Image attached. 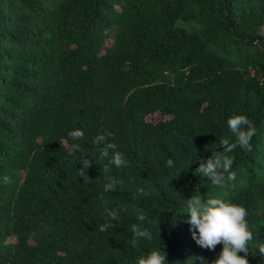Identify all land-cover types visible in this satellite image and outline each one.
<instances>
[{"label": "trees", "instance_id": "16d2710c", "mask_svg": "<svg viewBox=\"0 0 264 264\" xmlns=\"http://www.w3.org/2000/svg\"><path fill=\"white\" fill-rule=\"evenodd\" d=\"M234 114L256 133L215 187L196 169L234 141ZM194 192L247 209L248 264H264V0H0V264H135L161 245L168 264H212L222 245L200 248L182 212Z\"/></svg>", "mask_w": 264, "mask_h": 264}, {"label": "clouds", "instance_id": "9594fccd", "mask_svg": "<svg viewBox=\"0 0 264 264\" xmlns=\"http://www.w3.org/2000/svg\"><path fill=\"white\" fill-rule=\"evenodd\" d=\"M226 126L231 133L234 141L222 140L221 152L213 151L212 155L206 160L199 161L196 171L205 177L212 186L223 188L226 182L235 181L236 173L232 170L234 159L224 153H232L235 149H251V139L256 133V129L248 117L244 114H234L227 118ZM109 134H97L93 140L96 145H104L101 158L108 159L116 168L128 167V161L124 153L117 149L115 143L106 141ZM67 136L74 143L67 155L76 156L81 152V145L75 143L84 139L83 129L71 130ZM81 156V164L89 166V160ZM168 168L175 167L174 160L169 158L166 161ZM4 183H10V178H2ZM115 182H107L103 192L107 193L115 190ZM140 195H144L143 189L139 190ZM184 211L188 214L189 231L192 239L202 249L212 251L216 245H222V251L212 264H248L247 253L248 245L253 240V230L250 228L247 216V209L241 204L233 203L226 199L202 197L199 192H194L187 200H183ZM105 215L110 221H119L121 210L105 208ZM137 219L140 223L147 220L142 211L137 212ZM133 243L137 240H152V233L147 228H141L137 224L131 226ZM264 245V244H262ZM264 252V247H261ZM243 253L244 255H240ZM200 264H209L206 258L199 257ZM135 264H168L166 252L163 245L151 248L136 258ZM194 264V262H193Z\"/></svg>", "mask_w": 264, "mask_h": 264}, {"label": "rangeland", "instance_id": "374dc122", "mask_svg": "<svg viewBox=\"0 0 264 264\" xmlns=\"http://www.w3.org/2000/svg\"><path fill=\"white\" fill-rule=\"evenodd\" d=\"M150 119L157 122V121L163 120L165 118L160 116L159 114H157V115H154L153 117H151Z\"/></svg>", "mask_w": 264, "mask_h": 264}]
</instances>
